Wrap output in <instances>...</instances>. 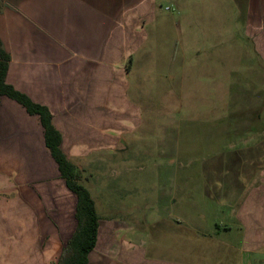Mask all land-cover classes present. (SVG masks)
I'll use <instances>...</instances> for the list:
<instances>
[{"label": "crops", "instance_id": "obj_1", "mask_svg": "<svg viewBox=\"0 0 264 264\" xmlns=\"http://www.w3.org/2000/svg\"><path fill=\"white\" fill-rule=\"evenodd\" d=\"M162 1L166 0H1L0 41L10 57L6 83L49 110L53 126L62 135L63 153L82 171L83 185L98 187L95 192L114 190L111 185L117 180L111 184L112 178H105L109 160H123L129 153L124 145L137 142L154 127L150 119L145 123L142 104L130 95L129 73L135 58L147 61L151 68L154 64L165 69L162 80L178 78L181 91L188 90L189 80L196 84L199 75L215 74L213 57H180L171 68L169 53L165 62L151 56L146 45L157 34L160 40L163 32L177 27L180 48L185 49L199 47L203 33L216 30L215 24L200 21L202 0H170L181 15L174 24L160 12ZM248 1L250 15L253 0ZM261 5L264 16V0ZM209 64L212 67L204 66ZM192 72L195 76L188 80ZM156 127L166 139L175 135L172 127L177 125L164 121ZM254 127L264 128V124ZM244 143L251 146L245 149V159L247 167L253 168L226 171L233 177L224 183L215 180L220 173L212 171L211 182L199 191L200 199L215 207L214 219L207 220V208L197 218L190 216L185 185H180L179 195L177 189L167 188L163 211L149 217L141 216L134 203L130 210H121L118 202L100 193L96 195L100 208L111 212L100 216L94 194L84 185L99 217L88 264H264V139L258 136ZM0 147L7 158L37 161V169L24 172L22 208L38 207L39 187L47 190L59 181L72 202L66 223L56 216L53 231L46 227L28 234L26 230L14 237V245L10 213L0 204V264H56L75 229L76 199L59 179L39 119L7 97H0ZM161 154L160 150L156 155ZM93 175L99 177L94 180ZM178 205L185 211L173 216L171 210Z\"/></svg>", "mask_w": 264, "mask_h": 264}, {"label": "rangeland", "instance_id": "obj_2", "mask_svg": "<svg viewBox=\"0 0 264 264\" xmlns=\"http://www.w3.org/2000/svg\"><path fill=\"white\" fill-rule=\"evenodd\" d=\"M247 4L248 0H202L198 6L203 11L200 21L215 24L216 30L203 33L204 39L197 48H180L181 31L177 27L163 32L160 40L157 34L156 40L147 42L146 47H150L154 59L160 56L165 62L167 53L170 54L171 68L184 56L193 60L214 58L215 74L199 75L197 81L194 79L195 84L189 80L195 76L192 72L187 80L188 90L179 89L178 78L170 82L162 80L165 69L154 64L151 68L147 61L140 63L139 58H135L129 73L130 95L142 104L145 123L150 119L154 127L137 142L128 141L124 145V151L129 153L123 160H109L111 164L106 168L105 178H112L111 184L115 179L117 182L111 185L114 188L111 193H100L105 199L104 195L108 194L113 202H118L121 210H130L134 203L140 207L141 216L149 217L153 212L163 211L167 188L177 189L179 195L180 185H185L190 216L197 218V213L207 208L210 210L207 220L214 219L213 204L210 206L199 197L205 182H211L212 171L219 172L215 180L219 178L224 183L233 177L226 171L234 173L239 168H253L247 167L245 149L251 146L244 142L258 136L264 139V132L254 131L257 130L255 125L264 124V16L260 10L261 0L252 1L250 15ZM161 11L173 24L180 21L179 9L170 0L161 2ZM204 66L212 67L211 64ZM167 88H172V92ZM149 107L151 112H148ZM164 121L177 125L172 127L175 135L171 138L165 139L156 127ZM261 147L264 154V144ZM160 150L162 154L156 155ZM133 154L136 157H131ZM6 156L0 153V204L10 213L13 245L14 237L26 230L28 234L37 229L45 231L46 227L48 232L53 231L56 216L61 223H66L72 202L61 182H54L53 188L47 190L40 186V205L24 209L19 204L20 189L27 178L25 173L37 169V161L33 159L29 163ZM98 177L93 175L94 180ZM91 184L84 185L96 198L101 194L95 192L98 187L93 188ZM13 195L15 198L11 201L6 199ZM98 200L97 197L99 215L111 214L109 210L103 213ZM185 208L173 207L172 215Z\"/></svg>", "mask_w": 264, "mask_h": 264}, {"label": "trees", "instance_id": "obj_3", "mask_svg": "<svg viewBox=\"0 0 264 264\" xmlns=\"http://www.w3.org/2000/svg\"><path fill=\"white\" fill-rule=\"evenodd\" d=\"M1 6V0H0ZM10 57L0 41V97H7L21 105L25 111L39 119L43 128L44 145L57 166L59 179L75 199V229L62 248L56 264H88V255L96 245L99 217L90 192L83 185L82 171L69 160L61 149L62 135L53 126L49 110L32 102L26 95L6 83ZM264 128H257V130Z\"/></svg>", "mask_w": 264, "mask_h": 264}, {"label": "built area", "instance_id": "obj_4", "mask_svg": "<svg viewBox=\"0 0 264 264\" xmlns=\"http://www.w3.org/2000/svg\"><path fill=\"white\" fill-rule=\"evenodd\" d=\"M166 10H168V8H166Z\"/></svg>", "mask_w": 264, "mask_h": 264}]
</instances>
